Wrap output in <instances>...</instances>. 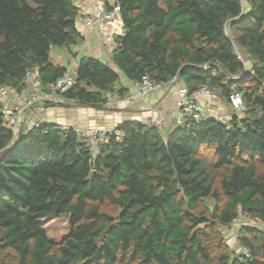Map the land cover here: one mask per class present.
Here are the masks:
<instances>
[{
    "label": "trees",
    "instance_id": "obj_1",
    "mask_svg": "<svg viewBox=\"0 0 264 264\" xmlns=\"http://www.w3.org/2000/svg\"><path fill=\"white\" fill-rule=\"evenodd\" d=\"M121 32L107 62L82 56L67 103L100 108L121 76L183 81L244 109L228 120L117 125L95 152L72 128L14 133L0 111V264H264V0H116ZM74 0H0V85L43 90L83 42ZM54 56V55H53ZM55 220H65L58 230Z\"/></svg>",
    "mask_w": 264,
    "mask_h": 264
},
{
    "label": "built area",
    "instance_id": "obj_2",
    "mask_svg": "<svg viewBox=\"0 0 264 264\" xmlns=\"http://www.w3.org/2000/svg\"><path fill=\"white\" fill-rule=\"evenodd\" d=\"M74 4L78 10L76 25L83 38L80 47L91 48V43L88 38L90 32L94 29L100 34L102 51L109 53L114 47L113 35L117 34L115 26L119 20L120 10L117 1L74 0ZM73 69L74 66L68 64L67 72L55 82L50 83L47 90H41L37 87V79L33 70H27L25 72L23 78L25 88L20 91L0 85V99L6 100L4 110H2L6 125L14 133H18L21 130L22 134H26L31 128H41L47 123L42 115L44 104L48 102H68V99H65L63 93L75 82V69ZM176 79L175 77L172 81ZM162 85L155 83L148 77H144L140 83L135 84L136 89L134 93L125 94L117 98V100L107 98L101 107L113 108L118 102L129 104L135 98L145 97ZM200 97V88L189 91L186 87H180L176 92L174 108L160 116L146 118L143 123L155 125L161 133H164L169 126L172 128L182 126L186 118L202 119L205 115L203 106L199 102ZM229 104L232 111L244 110L242 97L239 93L230 95ZM73 129L85 140L87 146L93 153L97 145L107 135H115L116 137H121L122 135L115 127L95 126Z\"/></svg>",
    "mask_w": 264,
    "mask_h": 264
},
{
    "label": "crops",
    "instance_id": "obj_3",
    "mask_svg": "<svg viewBox=\"0 0 264 264\" xmlns=\"http://www.w3.org/2000/svg\"><path fill=\"white\" fill-rule=\"evenodd\" d=\"M115 30L117 31V34L121 32V24L118 20L116 22ZM89 41L91 43L92 49L87 53L83 54V56H96L101 57L103 56L105 59L107 57L110 58V56L105 57L103 52H100L102 49V44L100 42V34L96 30H92L89 35ZM77 48L80 47L79 45H75ZM95 53V54H94ZM81 56V55H80ZM82 57V56H81ZM107 58V60L109 59ZM99 59V58H98ZM106 61V60H105ZM75 63L71 64L73 66ZM67 69V67H66ZM72 71V70H71ZM175 84H169L167 87H164V85L157 88L155 91L147 94L145 97L142 98H136V100H133L131 104L123 106V103L118 102V107L116 108H94L92 106L88 105H80V104H69L67 106H48L43 107V119L47 123H56L61 126H68L72 128H88V127H116L117 125L124 123V122H131V121H137L142 122L149 117H156L160 116L162 114H165L169 109L174 108V102H175V95L178 91V87L183 86L184 83L180 79H176ZM37 87H39L41 90V86L39 85L38 81ZM120 87L122 86L125 88V94L134 93L136 86L133 82L123 78L121 76L120 79ZM185 87V86H184ZM201 89V97L199 102L203 106L202 102L205 104V102H209L207 98L211 97L216 98L217 93L214 89H208V88H200ZM118 96V97H117ZM111 100H117V98H120L119 94H117L116 90L113 92L112 95L109 96ZM206 99V100H205ZM2 100V99H0ZM212 103V101H210ZM228 106L230 107L229 101H227ZM6 100H2V110H4ZM120 103V104H119ZM217 103V100L215 101ZM224 107L226 108V104L224 105V102L220 100V105H217L216 107L211 106L209 110L213 111L216 110V112L212 113L209 112L206 104L205 107L203 106V109L205 111L204 115L205 117H213L221 119V116H218V113H224L226 117H231L232 114H228V111L224 112ZM231 108V107H230ZM228 109V107H227ZM208 111V112H207ZM243 111V110H242ZM241 113V111H238ZM216 113V114H215ZM230 113V112H229ZM239 113V114H240ZM174 128L168 127L167 132L172 130ZM165 131V132H166Z\"/></svg>",
    "mask_w": 264,
    "mask_h": 264
},
{
    "label": "rangeland",
    "instance_id": "obj_4",
    "mask_svg": "<svg viewBox=\"0 0 264 264\" xmlns=\"http://www.w3.org/2000/svg\"><path fill=\"white\" fill-rule=\"evenodd\" d=\"M91 48H86V47H78L77 48L76 46H73L72 49L75 51L74 56H71L65 50H56V49H53L54 51H53L52 54L54 56L52 55V59L54 60V62L60 63L61 65L65 66V67H67L68 64H71V61H72V63H75V65L73 64V66H74V69H76V65L78 64V61L81 58V56H83V54H85V52L88 53ZM92 51H93V49H92ZM100 52H103L102 49H101V51L98 52V54H95V53L94 54L95 55H99ZM103 53H104V56L105 57L110 56L109 55L110 52L109 53L108 52H103ZM95 58H97V59L99 58V60L101 62H107L108 61L107 58H109V57H107L105 59L103 56H101V57H96L95 56ZM176 82L177 81L175 80V81H172L170 83H167V84L164 85V87H167L169 84H172V83L175 84ZM180 87H184V85L183 86H180ZM180 87H178V88H180ZM216 95H217L216 98H212V99H211V97L207 98V100L209 102H207V103L205 102V104H206L208 110H209V108H211V106L216 107L217 105H220V100H222L224 102V105L226 104V106L228 107V109H227V107L226 108L224 107V112L225 111H228V114H236V115H239V116H242L243 115V114H239L240 112H238V111H232L231 108L227 104L228 102L225 99H222L221 97H219L218 94H216ZM134 100H136V98ZM216 100H217V103H215ZM210 101H212V103ZM131 103H129V104H131ZM1 104H2V100H0V111H2ZM129 104H124L123 103V106L129 105ZM202 104L205 107V104L203 102H202ZM116 107H118V104H116L113 108H116ZM171 109H169V110H171ZM210 111L211 110H209V112ZM211 112L214 113V112H216V110L213 109V111H211ZM241 112H242V110H241ZM204 113H205V111H204ZM217 115L218 116H221L220 117L221 119H224V120H228L229 119V117H226V115L224 113L223 114L222 113H218ZM242 223H246L248 225H256V226H258V227H260V228H262L264 230V224H262L261 222L252 220V219L248 218L247 216H245L244 214L239 215V217L225 231V236H226L227 244L235 251V253H238V252H240V251L243 250L239 246V244L237 242V239H236V236H237L236 235L237 227L239 225H241ZM53 224L55 225V227L58 230H65L66 229V221L65 220H55Z\"/></svg>",
    "mask_w": 264,
    "mask_h": 264
}]
</instances>
